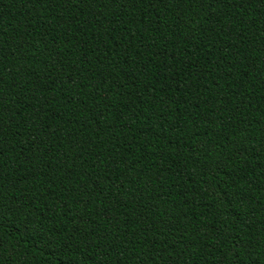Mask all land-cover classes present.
<instances>
[{
	"label": "trees",
	"instance_id": "16d2710c",
	"mask_svg": "<svg viewBox=\"0 0 264 264\" xmlns=\"http://www.w3.org/2000/svg\"><path fill=\"white\" fill-rule=\"evenodd\" d=\"M0 264H264V0H0Z\"/></svg>",
	"mask_w": 264,
	"mask_h": 264
}]
</instances>
